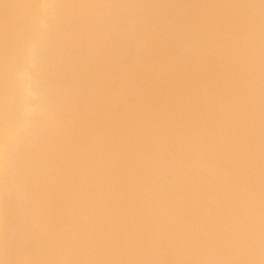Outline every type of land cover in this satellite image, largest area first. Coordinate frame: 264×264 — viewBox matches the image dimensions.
Instances as JSON below:
<instances>
[{
  "label": "snow or ice",
  "instance_id": "snow-or-ice-1",
  "mask_svg": "<svg viewBox=\"0 0 264 264\" xmlns=\"http://www.w3.org/2000/svg\"><path fill=\"white\" fill-rule=\"evenodd\" d=\"M0 264H264V0H0Z\"/></svg>",
  "mask_w": 264,
  "mask_h": 264
}]
</instances>
